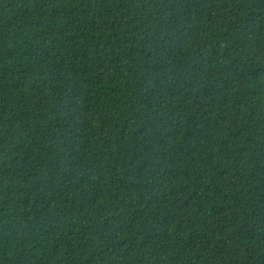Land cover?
Masks as SVG:
<instances>
[{
    "label": "trees",
    "instance_id": "obj_1",
    "mask_svg": "<svg viewBox=\"0 0 264 264\" xmlns=\"http://www.w3.org/2000/svg\"><path fill=\"white\" fill-rule=\"evenodd\" d=\"M0 264H264V0H0Z\"/></svg>",
    "mask_w": 264,
    "mask_h": 264
}]
</instances>
